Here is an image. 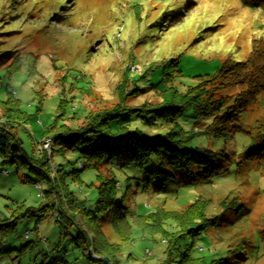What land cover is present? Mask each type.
Masks as SVG:
<instances>
[{
    "label": "rangeland",
    "instance_id": "rangeland-1",
    "mask_svg": "<svg viewBox=\"0 0 264 264\" xmlns=\"http://www.w3.org/2000/svg\"><path fill=\"white\" fill-rule=\"evenodd\" d=\"M254 40L264 42V7L244 0H0V102L12 95L26 119L14 124L12 142L35 159L46 136L64 126L76 129L89 111L115 108L121 84L125 93L130 81L139 91L123 108L158 106L170 88L186 93L226 60L245 61ZM29 55L32 62L24 60ZM17 58L21 67L9 74L5 67ZM167 61L174 63L164 66ZM243 90L234 86L207 96L227 107ZM174 123L192 135L205 132L211 119L197 118L190 108ZM235 124L227 138L196 135L180 147L217 152L226 167L221 175L176 172L173 182H147L146 170L159 163L155 157L145 168L106 165L113 167L115 200L131 229L123 242L109 215L93 224L118 246L116 264H176L182 254L205 264H264V94ZM120 125L154 137L173 124L148 113L111 123L114 130ZM80 164L83 158L71 151L53 154V177L60 175L78 207H85L77 224L89 233L86 218L98 217L99 171ZM47 191L26 168L1 165L0 156V217H21L15 230L0 235V264H102L74 245L77 228L60 226V202H49ZM199 200L218 220L194 238L183 237L170 254L165 239L133 222L158 210L181 212ZM165 226L175 231L172 222Z\"/></svg>",
    "mask_w": 264,
    "mask_h": 264
},
{
    "label": "trees",
    "instance_id": "trees-1",
    "mask_svg": "<svg viewBox=\"0 0 264 264\" xmlns=\"http://www.w3.org/2000/svg\"><path fill=\"white\" fill-rule=\"evenodd\" d=\"M244 1L251 6L264 7V0ZM24 60L32 62L34 57L29 55ZM22 61L19 58L12 60L5 70L9 74L16 72L21 67ZM174 61H167L164 66L172 65ZM130 83L132 85L130 92L125 93L123 84L118 86L119 102L115 108L97 112L89 111L76 129L64 126L53 137L46 136L45 139H50L51 153L48 155L43 150V139L40 155L35 159L27 155L20 143L12 142L14 124H17L18 121H26L20 111L19 102L12 95L6 102H0L2 111L0 116L1 165L26 168L37 183H44L48 187L47 194L51 196L49 202H60V226L63 228L64 225L66 227L75 226L77 228L76 236L72 237L74 245L80 248L85 256L91 258L90 252H92L95 256L108 260L109 264L117 263L118 246L107 239L101 224H93V221H99L103 214L112 217L115 232L123 242L129 236L131 227L123 213L122 205L116 203L115 200L118 182L112 172L113 167L109 168L106 165L113 166L112 161H115V166L121 170L130 166L145 168L155 157L159 163L152 169L146 170V181L149 182L151 178L155 177L162 183L175 181L176 172H182L187 176H191L194 172L199 176L221 175L226 172V167L218 162L217 152L207 149L187 150L180 147L196 135L211 133L215 138H227L228 131L236 127L235 123L240 113L253 104L260 94H264V42L254 40L251 52L245 61L226 60L214 76L201 79L195 88L187 90L186 93L179 94L170 88L166 94L160 95L162 101L158 106L123 108V103L130 95L139 93L135 88V83L132 81ZM234 86H244L245 90L233 98L232 103L227 107L224 106L222 100L215 101L211 96H207L210 90L215 91ZM208 87H210L209 90H207ZM190 108L193 109L197 118L211 119V124L207 126L205 132L188 135L178 124L174 123L177 117ZM148 113H153L157 118L173 124L172 128L163 135L147 137L137 129L132 130L127 126L120 125L114 130L111 126L112 122L118 121L125 114L136 116ZM262 138L264 140V134ZM262 148L264 149V146ZM68 151L83 158L82 170L93 167L99 171L97 176L98 201L95 209L98 217L95 215L90 219L86 218V221L83 220L94 232L89 231L88 233L85 229L79 228L77 219L81 218L86 210L85 207H78L77 202L68 194V190H65L60 175L58 178L53 177V154L64 155ZM60 191L65 199L64 205ZM206 205L205 201L199 200L181 212L158 210L142 218L135 217L133 222L144 233L159 235L165 239L167 251L170 254L172 250L179 247L183 237L189 235L194 238L218 220L219 216L208 217L206 215ZM55 209L56 205L52 204V210ZM41 211H44V207ZM20 218L0 217V235L15 230L16 223ZM168 222L174 224L175 231L170 232L165 228ZM90 234L91 236H89ZM176 264L205 263L204 260L182 254V258ZM217 264H221V262Z\"/></svg>",
    "mask_w": 264,
    "mask_h": 264
},
{
    "label": "built area",
    "instance_id": "built-area-1",
    "mask_svg": "<svg viewBox=\"0 0 264 264\" xmlns=\"http://www.w3.org/2000/svg\"><path fill=\"white\" fill-rule=\"evenodd\" d=\"M42 148H43V150H45L48 153V155H50V153H51V151H50L51 145H50V139L49 138L44 139ZM82 166L83 165L80 164V168H82Z\"/></svg>",
    "mask_w": 264,
    "mask_h": 264
},
{
    "label": "water",
    "instance_id": "water-1",
    "mask_svg": "<svg viewBox=\"0 0 264 264\" xmlns=\"http://www.w3.org/2000/svg\"><path fill=\"white\" fill-rule=\"evenodd\" d=\"M91 260L94 261V262H100V263H103V264H109L108 260H106L104 258L97 257V256H92Z\"/></svg>",
    "mask_w": 264,
    "mask_h": 264
}]
</instances>
